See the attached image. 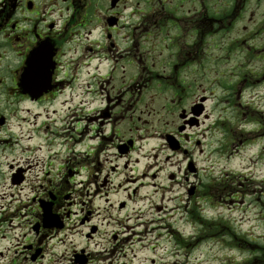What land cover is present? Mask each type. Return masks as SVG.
Segmentation results:
<instances>
[{
	"label": "flooded vegetation",
	"instance_id": "obj_1",
	"mask_svg": "<svg viewBox=\"0 0 264 264\" xmlns=\"http://www.w3.org/2000/svg\"><path fill=\"white\" fill-rule=\"evenodd\" d=\"M0 8V241L7 242L5 250L0 249V262L12 251L15 264H100L108 252L101 241L110 226L122 222L114 212L131 210L126 218H135L137 225L144 223L143 218L149 224L158 221L150 219L153 207H128L146 185L135 176L114 183L112 175L118 168L105 169L107 152L88 180L77 179L88 176L87 167L83 169L86 161L78 165L70 159L56 162L60 148H55L65 143H58L61 126L68 124L64 133L70 132L71 126L76 130L77 118L87 119L91 134L98 136L104 134L106 125L127 121L129 124L114 127L118 141L113 149L116 156L129 155L137 149L134 135L119 139V133L120 129L125 133L138 129L143 113L138 111L141 87L151 86L158 77L159 62L157 58L148 62V55H166L160 65L175 72L194 66L205 55L207 35L221 30L222 23L247 17L251 21L255 15L264 23V0H0ZM38 47L43 52L28 61L31 51ZM95 53L101 62H113V71L96 79L89 70ZM119 63L121 70L117 69ZM82 68L91 75L88 92L93 96L98 92L100 106L84 117L70 104L66 110H50L67 88L76 90L74 84ZM30 69L41 72L32 76L28 73L24 78ZM84 72L82 69L80 74ZM196 80L187 83L171 75L168 81L159 82L169 96L165 112L174 115L163 134L165 146L175 155L186 157L190 149L203 143L198 131L206 132L210 111L205 90L202 95L197 93ZM30 81L41 87L24 92L19 86ZM20 102L25 103L23 110L28 116H21L18 124H31L33 134L23 144L24 156L17 158L12 150L20 139L9 127V114L14 103ZM71 102L75 104L73 98ZM41 107L44 111L36 112ZM71 109L75 111L72 115L68 114ZM36 136L42 141L33 142ZM128 142V148L120 147ZM99 145H92L94 150H88L86 157L92 156ZM187 170L198 171L194 163L193 170L187 163ZM156 176L151 174L152 178ZM124 182L132 185L124 186ZM121 189L126 192L124 199L118 196ZM195 191L193 187V194ZM102 202L106 205L101 206ZM155 208L167 211L166 207ZM111 236L118 243L120 230H114Z\"/></svg>",
	"mask_w": 264,
	"mask_h": 264
},
{
	"label": "rangeland",
	"instance_id": "obj_2",
	"mask_svg": "<svg viewBox=\"0 0 264 264\" xmlns=\"http://www.w3.org/2000/svg\"><path fill=\"white\" fill-rule=\"evenodd\" d=\"M204 53L199 63L178 70L180 79H189V83L197 79V93L202 95L205 90L209 96L207 107L212 111L210 119L205 122L206 132L198 131L202 146L190 149L186 157L182 153H171L165 146L163 134L174 115L165 112L164 105L169 96L166 88H162L165 86L156 83L141 87L142 102L138 111L143 113L138 129L127 133L120 129L119 139L134 135L137 149L129 155L116 156L113 149L118 141L113 133L114 127L118 129L129 124L127 121L106 125L104 134L98 136L91 134L87 119L77 118V128L71 126L70 132L64 133L68 124L61 126L58 143H65L55 148H60L56 162L70 159L78 165L81 160L86 161L83 169L87 167L85 173L88 176H77V179L88 180L90 173H96L97 162L103 163L107 152L109 162L105 169L116 165L118 168L112 175L114 183L135 176L146 185L141 186L128 207H153L149 210L150 219L158 221L149 224L143 218L144 223L137 225L135 218H126L131 210L114 212L122 222L110 226L108 235L101 241L102 248L108 252L100 264H264V25H261L260 17L255 15L251 21L248 17L227 21L215 35L206 37ZM148 57V62L157 58V74L167 75L165 81H168L172 72L169 66L160 65L165 62L166 55ZM81 62L79 59V66ZM112 65L111 60L101 62L95 53L89 70L96 74V79L113 71ZM120 68L119 63L117 69ZM82 69L85 70L83 75L80 74ZM82 69L78 70L79 77L74 84L76 90L67 88V93L56 97L50 110H66L68 105L63 101L71 102L72 98L79 106L80 117L91 116L88 112L100 106L98 92L94 96L86 94L91 75L87 68ZM128 71L131 72L130 68ZM97 85L95 90H98ZM83 99L88 103H83ZM85 104L86 107L82 108ZM24 107V102L14 103L13 113L9 114V127L20 139L12 150V156L17 158L24 156L26 147L23 144L28 143L26 137L33 134L31 124H18L21 116H28ZM35 110L42 111L43 107ZM70 111V115L75 112ZM103 136L109 139L104 140ZM41 141L36 136L33 142ZM95 144L100 145L92 156L86 157V152L94 150L91 146ZM38 154L43 157L42 152ZM168 156L171 158L167 159ZM191 162L198 170L196 173L187 170V163ZM145 173L148 175L143 177ZM154 173L156 178L151 177ZM123 184L132 185L131 182ZM193 187L196 191L192 196L188 191ZM125 193L121 189L119 199H124ZM157 204L166 210L180 208L178 211L174 209L177 215L169 217L156 210ZM103 205L106 204L102 202ZM202 212L212 215L206 217L201 215ZM196 218L201 221L195 222ZM159 225L162 228H158ZM114 230L121 232L118 243L111 239ZM6 246V241H0V249L5 250ZM108 255L109 258L105 259ZM12 256L11 251L0 264H15Z\"/></svg>",
	"mask_w": 264,
	"mask_h": 264
},
{
	"label": "clouds",
	"instance_id": "obj_3",
	"mask_svg": "<svg viewBox=\"0 0 264 264\" xmlns=\"http://www.w3.org/2000/svg\"><path fill=\"white\" fill-rule=\"evenodd\" d=\"M241 127H243V125ZM201 215L206 216V217H210L212 214L209 212H202Z\"/></svg>",
	"mask_w": 264,
	"mask_h": 264
}]
</instances>
